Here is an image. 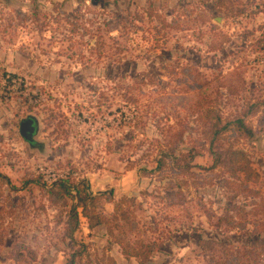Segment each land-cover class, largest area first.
<instances>
[{"label": "rangeland", "instance_id": "rangeland-1", "mask_svg": "<svg viewBox=\"0 0 264 264\" xmlns=\"http://www.w3.org/2000/svg\"><path fill=\"white\" fill-rule=\"evenodd\" d=\"M92 1L0 0V171L11 178L0 186V264H70L82 250L76 264H141L121 252L106 225L91 229L82 215L74 239L69 237L70 207L52 202L35 180L51 186L70 169L88 178L95 193L113 190L116 200L124 195L135 200L136 230L121 218L112 228L123 242L143 238L154 244L149 264H213L220 256L221 261L220 245L205 249L203 240L209 239L248 251L264 264V211L255 210L252 198L230 199L202 143L193 161L197 177L188 179L183 196L166 195L177 190L169 188L175 179L168 174L143 175V168L156 166L154 142H165L170 126L187 122L181 151L200 138L195 115L179 105L184 100H170L163 92L181 93L190 81L167 73L174 67L191 66L203 74L200 80L216 81L228 102L226 113L264 99V0H110L103 7ZM148 1L170 26L127 14L144 13ZM10 72L17 76L9 79ZM147 72L158 86L144 87L140 108L124 104L120 88L144 81ZM227 75L223 83L217 80ZM159 93L166 97L165 108L154 102ZM24 102L33 106L29 114L22 110ZM148 106L145 127H137V116ZM51 110L58 113L54 121ZM29 115L38 121L35 144L21 134V121ZM248 118L255 134L238 145L252 158L258 180L250 186L264 200V104ZM58 122L62 127L56 129ZM59 162L66 167L56 169ZM101 203L113 213V203ZM239 206L246 207L245 219ZM227 213L238 227L216 225V216Z\"/></svg>", "mask_w": 264, "mask_h": 264}, {"label": "trees", "instance_id": "trees-1", "mask_svg": "<svg viewBox=\"0 0 264 264\" xmlns=\"http://www.w3.org/2000/svg\"><path fill=\"white\" fill-rule=\"evenodd\" d=\"M109 1L110 0H103V4ZM115 3L119 5L118 2ZM147 3L148 4L144 13H132L129 11L127 14L135 21H145L147 16L149 22L155 20L157 24H162L163 27L170 26L163 15L154 8L153 2L148 1ZM124 27L127 28L128 25L124 23ZM155 27L157 29L156 25ZM108 34L112 37L110 32H108ZM105 41L106 40L103 37V46H105ZM124 48L125 45H123V47L119 46L117 50L120 52L124 50ZM163 69L168 71L167 66H163ZM167 73H174L176 75L181 74L184 76L186 81L190 80L186 88L180 89L181 93L172 92L169 94L166 93L165 89H163V92L168 94L166 96L170 100H184L178 104L183 108H187L195 115L196 127L200 132V138H195V145L187 151H181L178 148V142H181L184 139L187 122H181L180 126L177 128L170 126V128L167 131L165 130L163 133L166 139L165 142H162L159 139H156L154 142V144H156L154 146L157 148V152L153 158L156 166L150 170L143 168V175L149 176L153 172H164L168 174L171 179H175L173 180L175 181V184L169 185V188L177 190H171V192L166 195L168 197L172 195L183 196V186L190 184L188 179L190 177H197V173L192 170L194 167L193 161L202 153L201 149L196 146L198 143H202V148L207 150L213 159L211 169H219L218 176L224 178L225 187L232 193L230 199H235L238 196H242L247 199L252 198L249 203L254 206L255 210L264 211L263 198L259 196L260 193L258 190L250 186V183L258 180V174L254 169L252 158L246 150L238 145L241 140L249 139L254 136L255 129L248 117L258 114V111L264 104V99L249 105L247 110L242 109L240 112L226 113L224 111V106L228 102L222 100L223 95L220 94L219 86L216 85V81L212 78L205 77L204 81L200 80V77L202 78L203 74L200 73L198 69L191 66H179L178 69L174 67ZM4 75H7L6 72ZM16 76V73L10 72L9 79ZM226 77H228V75L217 78V80L223 83V80ZM157 82L159 81L147 72L145 73L144 81L120 88L119 94L121 100L124 104H133L137 108H140L139 105H142L143 103L144 94L146 96L148 92L144 90V87H157ZM223 85L225 84H221V86ZM211 91H215V96L212 97L209 95ZM163 95L164 94L159 93L155 97L154 102L155 104L160 103L161 106L165 108V103H162V99L164 100L166 97L162 98ZM186 96H188V98H186ZM103 99L107 101L109 100L108 96L104 92ZM104 103L105 102L103 101V104ZM110 107L111 103H107L106 110L109 111L108 113H112ZM23 109H25L26 112L29 111L27 112V114H29L33 109V106L24 102L22 104V110ZM149 110L150 107L148 106L146 110L139 115V119L137 116L135 123L137 127H145L144 117L149 116ZM18 115H20V113H18ZM50 115L51 120L54 121L57 118L58 113L51 110ZM120 125L123 126L124 124ZM55 127L56 129L61 128L62 122H58ZM151 145L153 146V144ZM64 167H66V164L59 162L56 169ZM133 168L134 166L130 165V169ZM74 175H76V173L74 174V169H70L66 176H59L56 180H54L51 186H48V184L41 182L40 180H35L42 188L49 192V199L52 202H61L62 206L70 207L66 222L68 225L67 233L69 234V237L74 239V232L79 227L82 215L88 219L89 227L91 229L101 224L106 225L107 228H109V233H111V235L115 237V241L121 245V252L126 257L136 258L141 264H149V259L154 250V244H151L149 241H145L143 238H139L136 241L123 242L115 236L112 228L114 220H119V218H121L126 221L125 224H130L131 230H136L137 220L134 211L131 209L135 200L128 195H124L120 199L116 200L113 190H103L95 193L91 189L88 178L85 176L76 177ZM178 177L179 179L182 178V180L179 181ZM196 183L197 182H195V184ZM2 184H11V178L9 175L0 171V186ZM103 200L114 204L112 214H108L106 212L105 207L101 203ZM80 208L81 211L79 212ZM238 210L242 211L239 215L241 218L245 219L248 213L246 211V207L239 206ZM213 215L215 216L217 214H209V217H213ZM216 217V225L219 227L226 226L229 229L238 227L236 218L228 213L226 215H218ZM63 221L64 215L61 211L59 214V223H62ZM203 244L205 249L208 251H212L216 245L221 246L222 252L225 254L224 259H221L220 261V256L216 260L217 262L213 264H260L258 260L253 261L249 257L248 251L230 250L225 244L216 239L203 240ZM83 248L87 249V246L83 245ZM83 252L84 250L73 253L70 264H76V256L79 254L81 257ZM22 257L23 255H19L17 259L19 260Z\"/></svg>", "mask_w": 264, "mask_h": 264}, {"label": "water", "instance_id": "water-1", "mask_svg": "<svg viewBox=\"0 0 264 264\" xmlns=\"http://www.w3.org/2000/svg\"><path fill=\"white\" fill-rule=\"evenodd\" d=\"M22 136L30 143L35 144L34 135L38 130V121L33 115H29L21 121L20 125Z\"/></svg>", "mask_w": 264, "mask_h": 264}, {"label": "flooded vegetation", "instance_id": "flooded-vegetation-1", "mask_svg": "<svg viewBox=\"0 0 264 264\" xmlns=\"http://www.w3.org/2000/svg\"><path fill=\"white\" fill-rule=\"evenodd\" d=\"M92 2H93V4L98 2V3L100 4L101 7L104 6V5H103V0H93Z\"/></svg>", "mask_w": 264, "mask_h": 264}]
</instances>
